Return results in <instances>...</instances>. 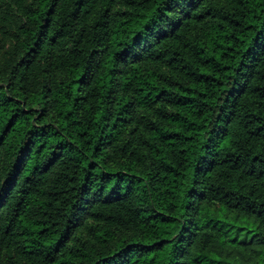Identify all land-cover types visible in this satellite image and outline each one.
<instances>
[{
  "label": "trees",
  "instance_id": "16d2710c",
  "mask_svg": "<svg viewBox=\"0 0 264 264\" xmlns=\"http://www.w3.org/2000/svg\"><path fill=\"white\" fill-rule=\"evenodd\" d=\"M0 264H264V0H0Z\"/></svg>",
  "mask_w": 264,
  "mask_h": 264
}]
</instances>
